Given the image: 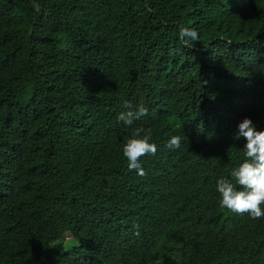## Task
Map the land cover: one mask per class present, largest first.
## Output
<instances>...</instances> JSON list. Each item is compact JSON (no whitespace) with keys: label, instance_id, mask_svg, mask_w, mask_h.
Segmentation results:
<instances>
[{"label":"trees","instance_id":"obj_1","mask_svg":"<svg viewBox=\"0 0 264 264\" xmlns=\"http://www.w3.org/2000/svg\"><path fill=\"white\" fill-rule=\"evenodd\" d=\"M245 118L264 131V0H0V264H264V217L217 191Z\"/></svg>","mask_w":264,"mask_h":264},{"label":"clouds","instance_id":"obj_2","mask_svg":"<svg viewBox=\"0 0 264 264\" xmlns=\"http://www.w3.org/2000/svg\"><path fill=\"white\" fill-rule=\"evenodd\" d=\"M179 37L185 46H192L191 42L199 40V33L194 28L181 26ZM124 107L128 110L121 111L117 119L129 126L148 114V109L143 105L132 108L125 102ZM240 138L247 141L244 148L247 159L232 170L231 179L222 177L218 180L220 205L234 213L248 214L252 219H260L264 217V208L261 207L264 205V131H258L253 121L245 118L239 123L235 135V139ZM151 139L150 129L137 128L123 145V155L127 158L129 170H137L140 176L147 174L140 164V158L148 154L155 155L157 152V146L150 142ZM167 146L170 149H179L181 138L172 136ZM237 185L241 190H238Z\"/></svg>","mask_w":264,"mask_h":264}]
</instances>
